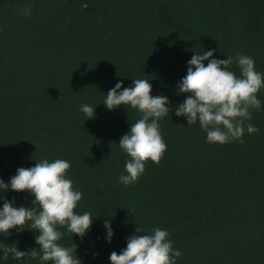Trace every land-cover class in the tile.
Instances as JSON below:
<instances>
[{
  "label": "trees",
  "instance_id": "obj_1",
  "mask_svg": "<svg viewBox=\"0 0 264 264\" xmlns=\"http://www.w3.org/2000/svg\"><path fill=\"white\" fill-rule=\"evenodd\" d=\"M249 1L0 0V178L7 184L17 168L32 167L44 159L70 163L66 178L80 188L83 197L76 211L90 212L93 223L83 239L59 228L64 234L58 244L76 247L81 264H110V253L119 254L129 236L152 234L154 228H161L178 193L173 178L179 175L183 162H189V167L199 163L200 171L208 168L213 172L210 178L197 173L191 176L199 190L213 200L198 216L169 234L173 249L182 253L176 264H264V212L239 218L233 214L245 195L254 199V207H264V184L260 180L264 170V88L257 93L260 109L252 110V119L245 121L259 131L249 134L245 127L243 143H209L206 132L197 125L199 121L189 125L185 117L175 115V108L182 103L178 84L188 66L184 69L182 58L169 56L162 31L155 41L142 46L131 43L135 25L127 24L129 17L135 18L149 7L165 26L199 46L203 44L198 54L217 49L213 57L223 59V48L228 46L226 55L233 57L228 70L241 75L235 60L239 53L251 57L255 70L264 75V0H254L251 6ZM28 6L31 15H20L18 9ZM219 17L227 18L223 37L215 36L212 30V23ZM203 63L206 66L208 61ZM156 78L160 85L153 86ZM135 79L150 80L153 96L172 99L169 114L158 121L167 149L158 165L150 160L144 165L145 170L155 166L160 174L168 176L150 179L145 172L128 184L140 187L131 196L130 190L122 197L125 218L119 220L109 211L106 198L110 195L102 193V189L113 190L97 176L84 178L86 172L81 171V165L98 153L106 160L127 155L119 147V140L141 114L124 105L108 110L103 101L118 81L123 88L132 86ZM85 104L94 108L93 118H86L80 110ZM218 162L225 164L219 167ZM141 177L147 185H141ZM2 195L14 200V206H33L34 196L27 191L8 189ZM139 196L144 203L137 206ZM3 202L0 200V207ZM190 202L186 199L185 206ZM217 216L226 220L228 227L223 229L219 244L208 239L215 230L210 234L211 229L206 227ZM106 220L113 231L110 242L105 239ZM30 225L28 222L25 227ZM137 227L140 233H136ZM36 235L38 232L30 228L12 229L7 236L0 234V245H16L29 253L37 248L39 252ZM0 264L52 262L29 255L22 259L10 255L5 260L0 250Z\"/></svg>",
  "mask_w": 264,
  "mask_h": 264
},
{
  "label": "clouds",
  "instance_id": "obj_2",
  "mask_svg": "<svg viewBox=\"0 0 264 264\" xmlns=\"http://www.w3.org/2000/svg\"><path fill=\"white\" fill-rule=\"evenodd\" d=\"M31 7L18 9L22 16L31 15ZM217 49L194 53L189 61L186 75L178 84V91L186 93V98L175 108V115L183 116L187 124L199 121L200 128L207 134V142L225 144L239 140L247 128L249 134L257 133L258 128L245 121L252 119V110L261 107L257 93L264 88V75L255 70V61L237 53L235 60L240 70L238 77L228 70L233 57L217 59L213 52ZM203 61H208L207 65ZM122 89V90H121ZM149 80L135 79L132 86L123 87L118 81L108 90L103 103L108 110L124 105L136 109L141 118L130 125V131L119 140V147L130 157L125 164L127 175L119 177L121 183L128 185L137 181L145 171V163L149 160L159 164L167 149L160 132L158 121L169 114V100L166 96L152 94ZM80 110L86 118L94 117V108L81 105ZM71 167L64 159H47L36 162L32 167H19L16 174L6 184L0 178V234H10V230L22 231L25 228L36 230L37 248L20 251L15 246L0 245L3 259L9 256L22 259L29 255L41 262L51 261L52 264H81L77 258L76 247L68 248L58 244L63 234L59 228H66L72 236L81 239L91 228L93 218L90 212L79 214L76 209L82 198L80 191L73 189L72 181L67 172ZM11 189L14 192L27 191L34 196L32 207L14 206L2 193ZM31 222L30 227H25ZM105 239L110 242L113 231L110 221L104 222ZM136 233H140L137 227ZM76 246V245H75ZM75 251V255L73 252ZM182 253L173 249L169 233L154 228L152 234H132L127 238L126 247L119 254L112 251L110 264H176V258Z\"/></svg>",
  "mask_w": 264,
  "mask_h": 264
},
{
  "label": "rangeland",
  "instance_id": "obj_3",
  "mask_svg": "<svg viewBox=\"0 0 264 264\" xmlns=\"http://www.w3.org/2000/svg\"><path fill=\"white\" fill-rule=\"evenodd\" d=\"M248 4L250 6L254 5L255 1L250 0ZM189 16L191 17V13H189ZM127 24L129 26L135 25V30L130 40L131 43L133 44L138 43V45H142V46L146 45L147 43H151L152 40L155 41L156 35H159V32L162 31V34H160V36L161 38H165L167 40L168 48L171 51L169 56L171 58L173 57L177 59L182 58L184 69L188 66L187 61L191 59L192 55L194 53L198 54L200 49L203 48V44L199 46L196 41L191 40L189 38H185V36L182 33H178L177 31L173 30L171 26H165L162 22H160L158 16L156 15V12L149 9V7L143 8V10L140 11L139 16L135 18H133L132 16L129 17V21L127 22ZM226 25H227V18H223V17L217 18V20L214 23H212V30L214 31L215 36H219L222 34L223 37V31ZM232 46L230 48L234 50ZM237 46L238 45L236 44V47ZM227 47L225 46L223 48L224 50L223 59L227 58L226 55ZM149 83L151 84L152 82L149 80ZM159 83H160V79L156 78L152 83V85L156 86V84ZM166 86L168 88H171L169 87L168 84ZM186 95H187L186 93H182L181 95L182 102L186 98ZM166 97L168 98L169 101H172L171 98L169 99L168 96ZM166 106L171 108L172 107L171 102H169L168 105ZM129 159L130 157L128 155H125L123 157L121 155H115L114 157H110L109 159L106 160V156L104 154L98 153L96 155H92L88 157L86 159V164L83 163L81 165V171L86 172L84 178L86 177L90 179L92 178L91 176H93V178H96L97 176L98 178H101L102 181L110 189L113 190V191L104 190L102 189V186L100 187L102 189V193L110 195L109 197L106 198L109 211L111 212V214H113V216L115 214L117 219L119 220L125 218L124 211L122 209V203H123L122 197L125 196L126 193L129 194L130 190H131L130 193L131 196L133 194V190L134 189L137 190L140 187V186L139 187L135 186V184H132L131 187H128V185L121 183L119 180L120 176L127 175V172L125 170V164ZM218 164L220 167L221 165H224L225 162H218ZM188 165L189 162H183L180 165V168L178 169L179 175L173 178V180L176 181V187L178 188V193L172 203L169 213L165 215L161 221L160 229L166 230L169 234H171L172 232L173 233L177 232L179 230L178 228L181 225H183L185 222L190 220L192 217L198 216L200 212L203 209L207 208L213 200L212 196H209V194L205 193L204 190L202 191L199 190L200 188L197 187V184L194 182V178L191 177L194 175V173H197V175H199L202 178L203 177L210 178L213 172H209L210 169L208 168L204 169V171H200L201 164L199 163H194L193 167H189ZM188 169L193 170V172ZM158 170L159 169L156 168L155 166H149L142 173V176L145 172L149 173L150 179L151 178L156 179V176H158L159 178H166L168 176V174H160ZM78 176H79L78 174L75 175L76 180ZM260 180L264 184V170H261ZM143 181L144 179L141 177V179H139L141 185L144 186L147 185V182L144 183ZM72 184H74V182ZM73 189L80 191V188L74 187V185H73ZM242 195L243 194H241L240 197ZM185 197L187 200H191L190 206L187 207L185 206L186 204ZM82 198L80 201H82ZM253 200L254 199L249 195L243 196V200L240 201V206L236 208L233 213L234 216L239 218L242 215L253 214L255 211L264 212V207L263 208L254 207V204H252ZM137 201H136L137 206L144 203V200L141 199V196H139V199ZM254 221L257 222L259 220H251V222ZM164 222L165 224L163 225ZM226 224H227L226 220H224L220 216H217L212 223L207 224L206 227L211 229L210 234H212L213 230H215L214 233L211 236H209L208 239L219 244V240H221V237L224 235L223 231L228 230ZM242 226H244V223H242Z\"/></svg>",
  "mask_w": 264,
  "mask_h": 264
}]
</instances>
